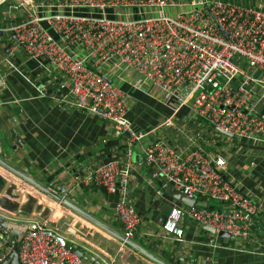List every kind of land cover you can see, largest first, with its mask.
I'll use <instances>...</instances> for the list:
<instances>
[{"label":"built area","instance_id":"obj_1","mask_svg":"<svg viewBox=\"0 0 264 264\" xmlns=\"http://www.w3.org/2000/svg\"><path fill=\"white\" fill-rule=\"evenodd\" d=\"M7 1L8 24L0 26V33L14 34L11 55L22 50L38 67L60 74L54 96L62 93L78 109L109 121L115 135L124 138L125 160L101 163L85 181L118 194L114 212L126 239L135 236L141 222L128 193L132 149L147 133L129 119V97L113 82L114 74L122 80L129 72L127 86L152 95L143 88L150 83L163 93L172 114L160 131L161 125L174 124L181 106H188L233 138L264 139L263 7L225 0ZM144 156L165 186L223 205L172 206L161 224L164 237L183 240L185 215L233 240L253 236L264 203L226 178L223 154H207L195 139L183 137L177 147L157 139L144 148ZM10 239L0 233V243ZM79 263L62 234L45 221L27 223L18 264Z\"/></svg>","mask_w":264,"mask_h":264},{"label":"crops","instance_id":"obj_2","mask_svg":"<svg viewBox=\"0 0 264 264\" xmlns=\"http://www.w3.org/2000/svg\"><path fill=\"white\" fill-rule=\"evenodd\" d=\"M243 4L264 8V0ZM6 9L4 3L0 22L4 27L8 24ZM14 41L11 34L0 33V216L25 223L45 221L82 252L79 256L73 250L79 264H157L43 190L64 197L93 220L123 235L114 212L118 194L85 178L98 157V165L125 160L124 138L115 135L109 121L78 109L62 93L54 96L60 74L38 67L22 50L11 55ZM122 87L129 97V119L147 133L148 144L162 139L177 147L183 137L195 139L207 154H223L226 178L264 203V139H236L220 133L201 118L190 119L188 106L178 109L172 126L161 125L159 131L158 126L172 114L171 108L153 92L149 95L127 84ZM148 144L137 143L132 149L128 193L141 222L131 240L168 264H264V208L255 217L256 230L249 239L219 236L187 215L180 220L182 241L164 237L162 221L180 203L151 176L157 174L144 156ZM208 200L200 201L203 207L212 201ZM8 251L0 243V253L6 256Z\"/></svg>","mask_w":264,"mask_h":264},{"label":"water","instance_id":"obj_3","mask_svg":"<svg viewBox=\"0 0 264 264\" xmlns=\"http://www.w3.org/2000/svg\"><path fill=\"white\" fill-rule=\"evenodd\" d=\"M5 1H7V0H0V4H2ZM11 37L14 38V40H15L14 34L11 33ZM107 80L111 81L109 78H107ZM216 130L220 133L227 134V133L223 132L222 130H220L219 128H216ZM227 135L232 137L231 134H227ZM99 160H100V157H98L97 159L94 160V166L91 167L92 169H95L98 166ZM151 165L154 166L153 164H151ZM151 176L155 180H158L159 186L164 188L165 192H167L173 199L177 200L181 205L186 206V207L200 206V205L202 206V203L200 201H196L195 199L187 198L183 194L179 193L177 190L172 189L170 186H165L163 184V182L160 181L159 178L154 173H152ZM43 190L52 194L58 200V202H60L63 206L74 210L75 212L81 214L85 218H88V220H91L92 222H94L98 226H100V227L112 232L113 234L117 235L120 238V240H122V242H125L127 245H129L133 249L137 250L138 252L144 254L148 258L155 261L157 264H168L165 261H163L162 259H160L158 256H156L153 253L146 250L145 248L137 245L132 240L126 239L123 235L117 234L116 232L110 230V228L103 225L101 222L93 220V218H91L90 216L85 214V212L83 210L72 205L64 197H62L58 194L49 192L45 188H43ZM203 226L205 229L215 233L214 228L206 226V225H203ZM0 227L2 228L0 231L1 234L4 232H7L11 235V239L9 240V242L4 243V247L5 248L9 247V251L6 254V256L4 257V259L0 262V264H18V249H19V245L21 243L22 237H23V235L27 229V223L18 222L15 220H9L6 218H2L0 216ZM217 234L219 236L229 237L228 233H225V232H218ZM73 250L76 251V253H78L79 256H83L82 252L79 249L72 248V251ZM2 254L3 253H0V255H2Z\"/></svg>","mask_w":264,"mask_h":264},{"label":"rangeland","instance_id":"obj_4","mask_svg":"<svg viewBox=\"0 0 264 264\" xmlns=\"http://www.w3.org/2000/svg\"><path fill=\"white\" fill-rule=\"evenodd\" d=\"M236 1V0H235ZM237 1H240V2H249L248 0H237ZM242 2V3H243ZM185 9H188V7H186ZM19 15H22V13H19ZM129 72H124L122 75H121V79L119 78H116L115 74L113 75V82L122 87L124 84H125V81L129 78V75H128ZM130 74V73H129ZM133 77L136 78V77H140L139 74H133ZM144 89H150L158 98L160 99H164V96H163V93L161 91H159L158 89L152 87V85L150 83H146L143 87ZM193 118V120L195 119H198L199 117L197 115H195L194 113L191 112V115H190V119ZM160 131V130H159ZM150 137L149 136H145L142 141L140 142V144L142 145H146L148 144V141H149Z\"/></svg>","mask_w":264,"mask_h":264},{"label":"trees","instance_id":"obj_5","mask_svg":"<svg viewBox=\"0 0 264 264\" xmlns=\"http://www.w3.org/2000/svg\"><path fill=\"white\" fill-rule=\"evenodd\" d=\"M225 1H232V2H236L235 0H225ZM7 2H9V1H7ZM7 2H3L2 4H0V22L2 21L1 20V18H2V15H3V12H1V9L4 7V3H5V5H7ZM7 10V9H6ZM6 12V11H5ZM6 14V13H5ZM109 158V157H108ZM200 200L201 201H209L208 199H206V198H200ZM210 200H212V199H210ZM208 207H210V208H214V209H220V208H222L223 207V205L220 203V202H217V201H215V200H212V201H210L209 202V204H208Z\"/></svg>","mask_w":264,"mask_h":264}]
</instances>
